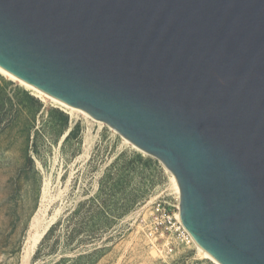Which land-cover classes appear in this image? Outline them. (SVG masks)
<instances>
[{
  "label": "water",
  "instance_id": "1",
  "mask_svg": "<svg viewBox=\"0 0 264 264\" xmlns=\"http://www.w3.org/2000/svg\"><path fill=\"white\" fill-rule=\"evenodd\" d=\"M0 66L159 159L219 262L264 264V0H0Z\"/></svg>",
  "mask_w": 264,
  "mask_h": 264
},
{
  "label": "rangeland",
  "instance_id": "2",
  "mask_svg": "<svg viewBox=\"0 0 264 264\" xmlns=\"http://www.w3.org/2000/svg\"><path fill=\"white\" fill-rule=\"evenodd\" d=\"M96 196L105 199L110 227L94 241L83 233L70 239L67 215ZM178 210L159 159L108 124L43 101L0 74V264H48L94 248V264H215L168 228V221L178 224ZM88 218L87 227L102 225L95 214ZM45 227L25 256L30 235Z\"/></svg>",
  "mask_w": 264,
  "mask_h": 264
},
{
  "label": "trees",
  "instance_id": "3",
  "mask_svg": "<svg viewBox=\"0 0 264 264\" xmlns=\"http://www.w3.org/2000/svg\"><path fill=\"white\" fill-rule=\"evenodd\" d=\"M72 130L68 133V135L71 133ZM105 199H99L96 197L90 198L87 201L80 202L76 209L69 213L67 215L66 219L68 221L72 222L73 227L70 232V235L68 236L70 239L74 237V235L83 233V235L86 237L85 240L87 241H94L95 239H100L102 233L106 232L107 229L110 227V218L109 214H106L104 212V205H105ZM88 205V208L86 210H83L82 207L84 205ZM95 214L96 216L100 217L101 224L94 227H87L88 221L90 220L88 216ZM53 229H55V226L52 225L48 231H46L44 238L52 233ZM48 237V236H47ZM97 248L92 249L91 251H87L84 253H79L75 257H72L70 259H67V257H61L60 259L53 261L48 264H94V259L92 258V255L96 252Z\"/></svg>",
  "mask_w": 264,
  "mask_h": 264
},
{
  "label": "bare ground",
  "instance_id": "4",
  "mask_svg": "<svg viewBox=\"0 0 264 264\" xmlns=\"http://www.w3.org/2000/svg\"><path fill=\"white\" fill-rule=\"evenodd\" d=\"M0 74L2 76H4V77L10 79V80H13V81L17 82L18 84L23 86L25 89L30 90L36 97L42 99L43 101H46V100L47 101H51L53 103H56V104L64 107L65 109H68L71 112L82 113L83 115H85V116H87V117H89L91 119H94V120H96L99 123H102V121L97 120L94 117H92L86 110H84V109H82L80 107L71 105V104H69V103H67V102H65V101H63V100H61V99H59V98H57V97H55V96H53L51 94L39 89L38 87L28 83L27 81H25V80L21 79L20 77L14 75L13 73H11L10 71H8L7 69H5V68H3L1 66H0ZM122 138L124 139L125 142L130 144L132 147L136 148L137 150H140L136 145H134L131 141H129L128 138H126L124 136H122ZM168 171L170 172V177H171V181H172L173 187H174L176 193L178 194V197L180 198V186L178 184V181H177L175 175L170 170H168ZM33 225H34V223H33ZM46 229L47 228L45 227L41 231L36 230L30 235V237H29V239L27 241L26 248H25V253H24L25 256L28 255L33 250V248L35 247L37 241H39L41 239V237L44 234ZM194 244L197 247V250H198L199 254L203 258L209 259L215 264H222L216 258H214L208 251H206L202 246H200L195 240H194Z\"/></svg>",
  "mask_w": 264,
  "mask_h": 264
},
{
  "label": "built area",
  "instance_id": "5",
  "mask_svg": "<svg viewBox=\"0 0 264 264\" xmlns=\"http://www.w3.org/2000/svg\"><path fill=\"white\" fill-rule=\"evenodd\" d=\"M178 218H179V214H178ZM177 222H178V224L176 225L175 223H172L171 221H168V223H169V227L168 228L171 229V231H173V233H176L177 238L181 239L182 241H186V242H191L192 241V242H194L193 237L187 231V229L183 226V224L180 221V219H178Z\"/></svg>",
  "mask_w": 264,
  "mask_h": 264
}]
</instances>
